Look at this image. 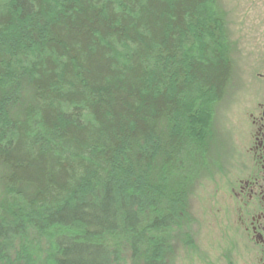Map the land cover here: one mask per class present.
Here are the masks:
<instances>
[{
    "label": "trees",
    "instance_id": "16d2710c",
    "mask_svg": "<svg viewBox=\"0 0 264 264\" xmlns=\"http://www.w3.org/2000/svg\"><path fill=\"white\" fill-rule=\"evenodd\" d=\"M223 36L214 0H0V264H168Z\"/></svg>",
    "mask_w": 264,
    "mask_h": 264
},
{
    "label": "rangeland",
    "instance_id": "374dc122",
    "mask_svg": "<svg viewBox=\"0 0 264 264\" xmlns=\"http://www.w3.org/2000/svg\"><path fill=\"white\" fill-rule=\"evenodd\" d=\"M223 21V37L231 60V77L225 94L213 112L208 141L211 167L191 188L188 197L187 235L175 236L168 264H240L244 243L228 210V180L235 177L247 158L248 113L261 99L264 76V0H214ZM20 109L31 101L29 91L21 95ZM0 165V203L4 199ZM28 195L30 186L22 187Z\"/></svg>",
    "mask_w": 264,
    "mask_h": 264
},
{
    "label": "flooded vegetation",
    "instance_id": "af4514ba",
    "mask_svg": "<svg viewBox=\"0 0 264 264\" xmlns=\"http://www.w3.org/2000/svg\"><path fill=\"white\" fill-rule=\"evenodd\" d=\"M262 79L261 99L248 113L247 158L228 180V210L245 247L240 264H264V76ZM224 252L221 264L225 262Z\"/></svg>",
    "mask_w": 264,
    "mask_h": 264
}]
</instances>
